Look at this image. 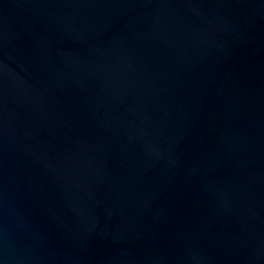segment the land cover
I'll return each mask as SVG.
<instances>
[{"label": "water", "instance_id": "1", "mask_svg": "<svg viewBox=\"0 0 264 264\" xmlns=\"http://www.w3.org/2000/svg\"><path fill=\"white\" fill-rule=\"evenodd\" d=\"M0 264H264V0H0Z\"/></svg>", "mask_w": 264, "mask_h": 264}]
</instances>
